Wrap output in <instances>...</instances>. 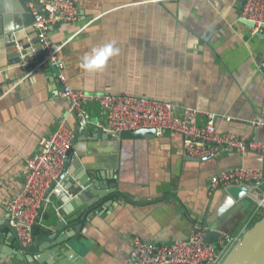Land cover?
I'll use <instances>...</instances> for the list:
<instances>
[{
	"label": "crops",
	"instance_id": "1",
	"mask_svg": "<svg viewBox=\"0 0 264 264\" xmlns=\"http://www.w3.org/2000/svg\"><path fill=\"white\" fill-rule=\"evenodd\" d=\"M24 1L31 16L41 8L40 0ZM243 3L77 0L79 19L51 27L48 37L58 50L72 89L92 97L128 94L171 103L177 116L185 107H192L216 115L220 133L264 142V129L249 125L252 119L264 120V71L260 69L264 30L251 35L252 29L240 15ZM9 5V13L0 15L1 223L7 222L6 203L22 189L27 160L35 156L39 140L55 129L67 107L59 95L55 70L51 65L43 68L33 58L38 49H33L37 39L32 22L18 31L14 48L4 41V18L18 16L13 0ZM108 43H114L119 54L111 57L103 70L90 73L81 68L85 56ZM22 46L29 60L21 57L16 62L9 54L21 52ZM86 111L89 124L84 131L78 130L73 119L68 121L74 132L73 159L79 158L85 171L88 166L98 181L106 184L99 193L114 190L120 196L112 194L101 200L76 231L74 226L67 227L62 205L51 199L59 219L45 214L41 223L51 222V229L60 222L66 224L51 236L57 240L46 250L51 256L49 264H133L129 258L131 239L172 245L187 240L195 224L202 226L211 217V221H220L238 205L222 190H209L212 177L240 168L261 169L264 177V156L258 152L240 155L219 149L206 158H189L183 154L182 137L168 131L160 137L99 139L100 131L102 137L107 132L105 113L95 100L86 103ZM205 121L198 116L199 125ZM69 172H73L72 166ZM82 175L87 174L83 171ZM244 202L235 232L232 234L228 221L221 226L230 237L241 234L242 224L256 207L251 199ZM262 217L264 210L247 230ZM39 234L37 229L35 235ZM14 250L23 261L13 255ZM31 255L21 251L12 237L8 246L0 244V264H30Z\"/></svg>",
	"mask_w": 264,
	"mask_h": 264
},
{
	"label": "built area",
	"instance_id": "2",
	"mask_svg": "<svg viewBox=\"0 0 264 264\" xmlns=\"http://www.w3.org/2000/svg\"><path fill=\"white\" fill-rule=\"evenodd\" d=\"M40 10H34L31 29L44 53V61L49 62L56 72L60 87L59 95L67 102L65 116L55 129L38 142L37 153L27 160L24 168L21 191L5 205L6 223L15 234L18 246L26 248L31 244V228L49 186L59 177L63 162L74 141V132L69 118L76 122L79 131L89 124L86 103L95 100L105 113L107 132L153 129L154 136L160 137L165 131L182 137V150L186 157L206 158L227 149L243 155L258 152L264 156V142L233 133H220L217 117L211 113H201L185 107L180 116L174 114L171 103L148 100L128 94H101L90 96L83 90L72 89L63 73L58 50L54 49L48 37L51 27L57 24L74 23L79 19L77 0H40ZM242 20L254 24L251 35L262 33L264 25V0H244L241 10ZM41 62V63H43ZM264 71V63L260 65ZM198 116L206 120L198 124ZM230 121L229 118L226 119ZM249 125L254 129H264V120L252 119ZM264 180L261 169H235L211 178L209 190H226L244 187L256 207L243 224L237 237L222 236L214 243H205L206 228L195 224L187 240L172 245L147 244L138 238L131 239L129 258L133 264H221L228 251L240 240L250 223L264 210V195L260 193ZM254 218V219H253Z\"/></svg>",
	"mask_w": 264,
	"mask_h": 264
},
{
	"label": "water",
	"instance_id": "3",
	"mask_svg": "<svg viewBox=\"0 0 264 264\" xmlns=\"http://www.w3.org/2000/svg\"><path fill=\"white\" fill-rule=\"evenodd\" d=\"M11 0H0V15H7L10 10ZM14 9H16L15 13L18 16L13 19L7 18L4 22L5 24V42L9 43L10 48H14L17 42L18 31L22 28L28 26L30 22H33V16L29 9L27 8V4L24 0H13ZM28 15V16H27ZM13 21V22H11ZM251 29L254 28V24L248 20L242 21ZM264 30V25L261 26ZM31 45H29L30 47ZM22 51H14L9 54L10 57L14 59V61L19 62L20 58L25 62L28 61V56L25 55L23 51L26 49L22 46ZM33 49L36 50L33 58L37 62L44 61V53L38 40L36 41V47ZM43 68L49 67V62L42 63ZM60 89V87H58ZM102 132L100 131L99 139H109V140H118V139H132L143 136H154L153 129H140L135 131H123V132ZM89 137L93 139H97L92 135ZM73 151L74 149L71 147L64 159L63 162V170L59 177L49 186L47 189L43 201L40 204V207L37 212V216L35 218L34 224L31 228V244L26 247L20 248L21 251L28 252L30 255L33 253H37L35 256L28 257L30 264H43L47 262L48 257H51L49 253H47V248H50L52 245V241H56L57 238L51 237L53 233L58 234L61 232V229L64 228V224L67 223V227L74 226L75 231L77 230V226H79L80 222L84 219V216L90 211L96 210L99 205L102 203L101 200L110 197V195L120 196L119 193L114 190L108 191L105 194L99 193V191H103V187L106 184H101V181H98V176L95 174L94 170H91L88 166V171H85V167L79 158L73 159ZM73 167V172H69V168ZM86 172V176L82 175V173ZM91 177H93L91 179ZM102 177V175H101ZM102 189V190H101ZM110 189V188H109ZM260 190L264 193V187H260ZM224 195L230 198L231 201L237 202L238 205L230 210L223 219L220 221H211L210 219H205L203 228H206V237L205 243H214L215 241L222 238V235L228 234L224 230H222L221 226L226 221L230 223V227L232 229V234L235 232L236 227L239 223L240 211L242 205H244V200L250 199L247 189L244 187H231L226 190H222ZM51 199H54L55 202H58L62 205L63 208L61 210L68 217L66 219V223L60 222L55 227H52V223L46 221L41 223V218L43 215H47V217L52 218L55 215V203L50 202ZM230 203L228 204V208L230 207ZM243 216V215H242ZM59 219L58 217H56ZM225 221V222H224ZM79 222V223H78ZM211 225H210V224ZM209 224V227H208ZM46 228V230H45ZM40 230L39 235H35L36 230ZM231 235V234H230ZM228 236V235H226ZM15 239L14 232L10 229L8 224L3 221H0V244L8 246L9 238ZM55 238V239H54ZM16 240V239H15ZM58 243V241H57ZM13 255L17 257L19 261H23V257L19 256L17 251H12ZM32 258V259H31ZM47 264H49L47 262ZM221 264H264V217L258 220L256 223L252 225L248 230H246L241 236L240 240L228 251L226 256L224 257Z\"/></svg>",
	"mask_w": 264,
	"mask_h": 264
},
{
	"label": "clouds",
	"instance_id": "4",
	"mask_svg": "<svg viewBox=\"0 0 264 264\" xmlns=\"http://www.w3.org/2000/svg\"><path fill=\"white\" fill-rule=\"evenodd\" d=\"M119 54V49L114 43H108L98 48H94L90 55L83 58L81 68L86 72L94 73L103 70L107 61Z\"/></svg>",
	"mask_w": 264,
	"mask_h": 264
},
{
	"label": "trees",
	"instance_id": "5",
	"mask_svg": "<svg viewBox=\"0 0 264 264\" xmlns=\"http://www.w3.org/2000/svg\"><path fill=\"white\" fill-rule=\"evenodd\" d=\"M256 221H257V220H256ZM256 221H255V222H256ZM255 222H254V223H255Z\"/></svg>",
	"mask_w": 264,
	"mask_h": 264
}]
</instances>
